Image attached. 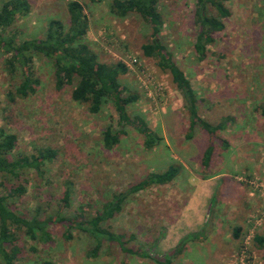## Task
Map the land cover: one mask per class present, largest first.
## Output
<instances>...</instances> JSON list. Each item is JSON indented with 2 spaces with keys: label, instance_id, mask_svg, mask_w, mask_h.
Wrapping results in <instances>:
<instances>
[{
  "label": "rangeland",
  "instance_id": "374dc122",
  "mask_svg": "<svg viewBox=\"0 0 264 264\" xmlns=\"http://www.w3.org/2000/svg\"><path fill=\"white\" fill-rule=\"evenodd\" d=\"M69 1L29 0L30 14L14 24L18 38L44 36L51 19L67 26ZM78 1L89 19V48L101 63L121 62L128 69L121 85L139 97L128 114L142 116L162 140L146 150L143 137L126 127L120 142L105 149L102 132L119 129L114 108L107 104L99 114H90L72 100L73 86L55 88L53 69L42 58L34 60L36 93L10 102L7 89L17 76L6 73L0 53V127L17 135L18 153L33 152L34 147L58 151L43 179L28 175L27 192L13 207L41 206L51 216L63 206L62 184L69 181L72 199L62 214L87 219L112 194L125 192L146 174L163 172L171 163L182 169L171 183L130 195L108 223L110 232L123 236L125 248L148 258L126 254L109 241L102 243L98 257H88L94 247L89 235L74 229L65 241L64 229L51 224L47 243L20 237L16 263L156 264L152 258L167 254L178 264H264V249L253 242L264 235V0L228 1L231 15L223 20L224 30L213 34L215 41L201 61L193 47L197 0H159L161 43L189 80L199 116L213 126L224 124L213 135L196 127L190 139L181 94L170 75L143 56L141 46L151 41L149 26L134 14L114 17L113 0ZM210 147L206 163L204 153Z\"/></svg>",
  "mask_w": 264,
  "mask_h": 264
},
{
  "label": "trees",
  "instance_id": "16d2710c",
  "mask_svg": "<svg viewBox=\"0 0 264 264\" xmlns=\"http://www.w3.org/2000/svg\"><path fill=\"white\" fill-rule=\"evenodd\" d=\"M92 2L98 0H90ZM230 0H197L194 12V23L198 28L194 51L199 61L205 58L206 47L214 43L213 34L224 30L223 20L231 13L226 6ZM67 23L51 19L47 23L44 36L35 38H18L19 32L14 24L27 17L31 12L29 0H6L0 6V53L4 56V69L11 77L17 76V83L7 89L6 98L10 102L24 100L34 95L39 86V79L34 70V60L42 58L50 63L53 69L54 84L57 90L73 86L71 98L74 102L84 105L90 114H99L105 105H111L117 114L119 129L107 127L102 132L103 146L111 150L125 135V128L134 129L143 137L146 150L154 148L162 139L149 128L145 119L137 115L131 117L127 108L135 104L139 97L135 92L121 85L120 77L127 74V67L121 63H101L97 55L85 42L89 28V19L84 14L78 0L66 4ZM215 12V15L211 14ZM110 13L123 19L129 15H137L151 29V41L142 45L143 56L153 59L159 70L170 75L173 85L181 94L184 109L189 116V127L186 139L192 136V130L201 128L209 135L222 130L224 124L213 126L203 120L198 113V99L184 73L172 61V55L161 43L160 33L163 25L159 11V0H113ZM264 118V102L260 108ZM17 135L0 127V263L17 264L21 256L20 237L27 240L47 243L51 241L49 226L60 225L64 229L63 239L69 241L71 231L89 235L94 247L88 257H98L104 241L116 242L120 249L140 257L149 256L144 252L131 251L125 248L123 236L110 232L108 223L122 211V205L130 195L152 186H163L171 183L181 172V165L171 163L163 172L146 174L138 183L130 186L125 192L115 193L94 210L93 214L84 219V215L75 218L63 215V209L70 206L73 194L72 183L62 184L61 202L58 212L46 216L41 206L32 210L14 208V204L26 192L28 175L43 179L46 167L57 157L58 151L50 147H34L33 152H17ZM223 142V146H226ZM211 147L204 153V161L210 159ZM79 216L82 218L78 222ZM238 237L239 229L234 230ZM257 248L264 249V235L253 238ZM182 246V245H181ZM156 264L174 263L172 257L163 255L161 260L153 259ZM42 264H48L44 262Z\"/></svg>",
  "mask_w": 264,
  "mask_h": 264
}]
</instances>
